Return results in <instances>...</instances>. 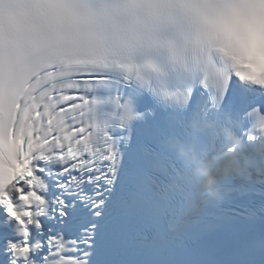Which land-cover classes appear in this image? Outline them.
I'll return each mask as SVG.
<instances>
[{
    "label": "snow or ice",
    "instance_id": "6c2138e0",
    "mask_svg": "<svg viewBox=\"0 0 264 264\" xmlns=\"http://www.w3.org/2000/svg\"><path fill=\"white\" fill-rule=\"evenodd\" d=\"M176 18L191 31L190 62L168 70L171 90L139 130L96 147L79 85L111 71L130 85V65L93 66ZM261 22L264 0H116L106 17L87 0H0V264H173L157 253L163 229L208 206L171 141H194L215 163L225 113L236 135L252 124L247 140L264 137V87L241 79L264 56L248 31ZM234 166L242 176L248 161Z\"/></svg>",
    "mask_w": 264,
    "mask_h": 264
},
{
    "label": "clouds",
    "instance_id": "9594fccd",
    "mask_svg": "<svg viewBox=\"0 0 264 264\" xmlns=\"http://www.w3.org/2000/svg\"><path fill=\"white\" fill-rule=\"evenodd\" d=\"M248 31L254 33L258 39L264 37V22L250 26ZM241 79L249 86L264 87V56L257 55L251 60H246L243 64ZM225 138L230 145L227 153L229 158L243 160L246 163L244 142L241 137L229 130L225 133ZM171 145L177 146V141H171ZM176 155L183 161L185 168L198 185L201 204L221 206L228 195L221 181L234 178L238 173L230 166L210 168L207 164V153L203 149L197 153L192 146H179Z\"/></svg>",
    "mask_w": 264,
    "mask_h": 264
}]
</instances>
